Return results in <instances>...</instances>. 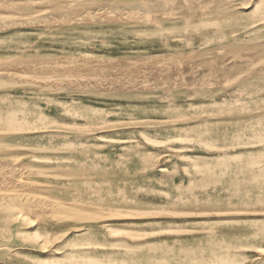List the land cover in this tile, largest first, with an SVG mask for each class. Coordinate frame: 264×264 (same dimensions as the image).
<instances>
[{"label": "rangeland", "instance_id": "rangeland-1", "mask_svg": "<svg viewBox=\"0 0 264 264\" xmlns=\"http://www.w3.org/2000/svg\"><path fill=\"white\" fill-rule=\"evenodd\" d=\"M204 1L140 34L38 33L30 59L98 68L0 88V264H264V0ZM19 33L0 47L36 34Z\"/></svg>", "mask_w": 264, "mask_h": 264}, {"label": "bare ground", "instance_id": "bare-ground-1", "mask_svg": "<svg viewBox=\"0 0 264 264\" xmlns=\"http://www.w3.org/2000/svg\"><path fill=\"white\" fill-rule=\"evenodd\" d=\"M210 1V0H208ZM216 2V1H215ZM233 2V1H232ZM211 3V2H210ZM206 1L202 3H196L195 0H0V39L6 34L22 33V30L26 28H33L34 34L30 39L27 38L25 41H19L15 46L0 47V88L21 85H32L36 87H49L51 91H56L61 83L59 80L57 83L51 81H44L43 78L38 80L30 79L29 71L35 73L45 74L46 72L57 73L60 71H81L85 68H91L92 70L97 69L98 66L84 65L81 61H76V57L66 56L70 61L65 64L54 60H42V59H30L27 54L29 51L41 45L44 47V43L40 41L42 34L40 32H48L53 29H66L71 31L73 35H79V39L86 41V37L91 34L98 32L101 28H122L129 32L140 34L142 31L139 29L142 26L155 25L160 26L161 23H176L181 19H191L190 11L202 7L203 5L208 6L210 4ZM231 3V2H230ZM211 7V6H210ZM209 8V7H208ZM194 15V14H193ZM204 16V15H203ZM218 23V22H217ZM204 25V24H203ZM19 33V34H20ZM84 35L82 38L81 36ZM89 42V41H88ZM59 41H52V44H58ZM60 45V44H59ZM46 47V46H45ZM224 48V47H223ZM227 49H233L231 46H225ZM250 49V48H249ZM219 50V49H218ZM253 50V48H252ZM170 51V50H169ZM217 52V51H216ZM20 53V54H19ZM219 53V52H218ZM253 53V52H252ZM245 54V53H244ZM15 55L20 56L19 59H13ZM22 55V56H21ZM190 55V54H189ZM202 56V55H200ZM199 56V57H200ZM243 56V55H242ZM65 57V58H66ZM252 58V57H251ZM52 59V58H51ZM190 59V58H189ZM203 59V58H202ZM245 59V57H244ZM248 59V57H247ZM87 60V59H86ZM129 60V58H128ZM192 60V57H191ZM63 61V60H62ZM178 61V60H177ZM64 62V61H63ZM192 62V61H191ZM181 63V62H180ZM200 63V62H198ZM182 64V63H181ZM197 64V63H196ZM201 64V63H200ZM210 64V63H208ZM97 65V64H96ZM99 65V64H98ZM195 65V64H194ZM259 65V64H258ZM261 65V64H260ZM155 66V65H154ZM193 66V65H190ZM168 67V66H167ZM256 67V66H255ZM116 68V67H115ZM202 68V67H201ZM264 68V67H263ZM128 69V68H127ZM262 69V68H261ZM124 70V69H123ZM163 70V69H162ZM166 70V69H165ZM177 70V69H176ZM175 70V71H176ZM183 70V69H182ZM91 71V70H90ZM98 71V70H97ZM105 71V70H104ZM116 71V70H115ZM120 71V70H118ZM45 72V73H43ZM117 72V71H116ZM122 72V70H121ZM178 72V71H177ZM258 72V71H257ZM22 73V76L20 75ZM23 73H27L26 75ZM49 73V74H50ZM76 73V72H75ZM96 73V72H95ZM123 73V72H122ZM146 73V72H145ZM47 74V73H46ZM48 74V75H49ZM98 74V73H97ZM155 74V73H154ZM25 75V76H23ZM28 75V76H27ZM40 75V74H39ZM52 75V74H51ZM60 75V74H59ZM56 75V76H59ZM76 75V74H75ZM125 75V73H124ZM123 75V76H124ZM127 75V74H126ZM144 75V74H143ZM50 76V75H49ZM54 76V75H53ZM119 76V75H118ZM128 76V75H127ZM173 76V74H172ZM194 76V75H193ZM29 77V78H27ZM32 77V76H31ZM55 77V76H54ZM70 77V76H69ZM80 77V75H79ZM82 77V76H81ZM150 77V76H149ZM155 77V76H154ZM72 78V77H71ZM123 78V77H122ZM141 78V77H140ZM157 78V77H156ZM74 79V78H73ZM80 79V78H79ZM83 79V78H82ZM90 79V78H89ZM98 79V78H96ZM93 79L92 80H96ZM106 79V78H105ZM111 79V78H110ZM130 79V78H129ZM183 79V78H182ZM197 79V78H196ZM200 81L204 82V77H200ZM211 79V78H210ZM223 79V78H222ZM66 80V79H65ZM64 80V81H65ZM69 80V79H68ZM71 80V79H70ZM85 80V79H84ZM87 80V79H86ZM91 80V79H90ZM54 81V80H53ZM56 81V79H55ZM54 81V82H55ZM61 81V80H60ZM62 80V82H64ZM67 81V80H66ZM63 90L66 91L70 87L67 82ZM101 81V80H100ZM109 81V79H108ZM114 81V79H113ZM129 81V80H128ZM137 81V80H136ZM151 81V80H150ZM184 81V80H183ZM195 81V80H194ZM199 81V80H198ZM213 81V80H212ZM111 82V81H109ZM132 82V81H131ZM166 82V81H165ZM211 83V81H209ZM72 83V82H71ZM83 83V82H82ZM90 83V82H89ZM112 83V82H111ZM123 83V82H122ZM160 83V82H158ZM198 83V82H197ZM213 83V82H212ZM211 83V84H212ZM220 83V82H219ZM73 84V83H72ZM75 84V83H74ZM85 84V82H84ZM83 84V85H84ZM97 84V83H95ZM115 84V83H114ZM118 84V83H117ZM125 84V83H123ZM133 84V83H132ZM141 84V83H140ZM162 84V81H161ZM159 84V85H161ZM177 84V83H176ZM179 84V83H178ZM241 83L238 84V86ZM67 85V86H66ZM81 85V84H80ZM103 85V84H102ZM101 85V86H102ZM105 85V84H104ZM113 85V84H112ZM127 85V83L125 84ZM145 85V84H144ZM173 85V84H172ZM190 85H192L190 83ZM198 85H202L199 84ZM217 85V83H216ZM57 86L58 88H56ZM73 86V85H72ZM79 86V85H78ZM91 86V85H90ZM98 86V85H96ZM120 86V85H119ZM158 86V85H157ZM177 85H175L176 87ZM195 86V85H194ZM203 86V85H202ZM208 86V85H207ZM80 87V86H79ZM129 87V86H128ZM197 87V86H196ZM76 88V87H75ZM161 88V87H160ZM164 88V87H163ZM199 88V87H198ZM202 88V87H201ZM206 88V87H205ZM210 88V86H209ZM48 89V90H49ZM74 89V88H73ZM81 89V88H80ZM83 89V88H82ZM81 89V90H82ZM173 89V88H172ZM193 89V88H192ZM197 89V88H196ZM43 90V89H42ZM46 90V89H45ZM85 90V88L83 89ZM87 90V89H86ZM156 90V89H155ZM170 90V89H168ZM58 91V90H57ZM69 91V90H68ZM72 91V90H71ZM102 96V95H101ZM213 96V95H212ZM105 97V96H104ZM110 97V96H109ZM116 97V96H115ZM211 98V97H209ZM213 112V111H212ZM242 113V112H241ZM223 115V114H222ZM202 117V116H201ZM207 119V118H206ZM210 120V119H209ZM12 124L13 119L10 120ZM183 121V120H182ZM9 121H7L8 123ZM119 122V121H118ZM174 122V121H173ZM166 123V122H165ZM168 123V122H167ZM15 125V124H14ZM22 125V123H21ZM28 125V124H27ZM122 125V124H121ZM29 126V125H28ZM72 128V127H71ZM74 128V126H73ZM154 128V127H153ZM77 129V128H76ZM88 130V129H87ZM84 131V130H83ZM93 131V130H92ZM112 131V130H111ZM3 133V132H2ZM92 133V132H91ZM5 134V133H4ZM8 135V134H7ZM11 135V133H10ZM3 145V144H2ZM1 145V146H2ZM5 146H8L5 144ZM87 146V145H86ZM90 146V145H89ZM10 147V146H9ZM12 147V146H11ZM94 147V146H93ZM15 148V147H13ZM18 148V147H16ZM73 149V148H72ZM20 150V149H19ZM22 150V149H21ZM24 150V149H23ZM22 150V151H23ZM25 151V150H24ZM39 151V150H38ZM9 152V151H8ZM48 152V151H47ZM52 152V151H50ZM3 153V152H2ZM73 153V152H72ZM157 153V152H156ZM36 167V166H35ZM36 169V168H35ZM61 169V168H59ZM39 170V169H38ZM96 174V173H94ZM75 175V174H74ZM45 178V177H44ZM48 178V177H47ZM23 180V179H22ZM37 186V185H36ZM42 186V185H41ZM50 195V194H49ZM3 197V196H2ZM19 197V196H18ZM26 198V197H25ZM24 198V199H25ZM49 198V197H48ZM56 198V197H55ZM4 199V198H3ZM23 199V198H22ZM47 199V198H46ZM45 199V200H46ZM57 199V198H56ZM55 199V200H56ZM5 200V199H4ZM34 201V200H33ZM21 202V201H20ZM23 203V202H21ZM54 203V202H53ZM20 204V203H19ZM44 204V202L42 203ZM46 204V203H45ZM48 204V203H47ZM61 204V203H60ZM18 205V204H17ZM21 205V204H20ZM19 205V207H20ZM52 205V204H51ZM67 205V204H61ZM11 206V204H10ZM22 207V206H21ZM48 208V207H47ZM20 209V208H19ZM24 209V208H23ZM53 209V208H52ZM66 211L72 216L82 222L90 221L92 224L101 225L106 227L107 218L100 217V215L94 214L87 216L85 214L87 210L91 213L92 210L86 208H79L78 206L68 204L65 206ZM16 210V209H15ZM21 210V209H20ZM57 210V209H56ZM24 211V210H23ZM21 210V212H23ZM65 211V210H63ZM4 212V211H3ZM6 212V211H5ZM12 210L9 209L10 214ZM18 212V211H17ZM32 212V211H31ZM7 213V212H6ZM14 213V212H12ZM11 213V214H12ZM84 213V214H83ZM132 213V211H131ZM2 215V212L0 213ZM18 214V213H17ZM26 214V213H25ZM32 214V213H31ZM120 214V213H119ZM177 214V213H176ZM221 214V213H220ZM231 214V213H230ZM228 214V215H230ZM240 214V213H239ZM238 214V215H239ZM248 214V213H247ZM252 214V213H251ZM260 215L259 213H257ZM256 214V215H257ZM20 215V214H19ZM89 215V214H88ZM122 215V214H121ZM142 215V214H141ZM191 215V214H190ZM211 215V214H210ZM226 215V214H225ZM234 215V214H231ZM242 215V214H241ZM244 215V214H243ZM250 215V214H249ZM253 215V214H252ZM255 215V214H254ZM262 215V214H261ZM5 216V215H4ZM12 216V215H11ZM15 216V215H14ZM26 216V215H25ZM29 216V215H28ZM35 216V215H32ZM140 216V215H139ZM177 216V215H176ZM192 216V215H191ZM200 216V215H199ZM206 216V215H203ZM216 216V214H215ZM224 216V215H223ZM19 217V216H18ZM17 217V218H18ZM22 214L20 215V218ZM229 217V216H228ZM7 218V217H6ZM25 218V217H23ZM73 218V219H74ZM2 219V217H1ZM15 219V218H14ZM19 219V218H18ZM26 219V218H25ZM29 219V218H28ZM38 219V218H37ZM62 219V218H61ZM59 219V221L61 220ZM5 221V219L3 218ZM2 220V222H3ZM42 220V219H41ZM116 220V219H115ZM14 221L13 219L10 220ZM16 221V220H15ZM1 222V221H0ZM89 222V223H90ZM8 223V222H7ZM33 223V222H32ZM40 223V222H39ZM6 223L4 222L3 225ZM9 224V223H8ZM11 224V223H10ZM2 225V224H1ZM40 225V224H39ZM13 226V225H11ZM92 226V225H91ZM128 227V226H127ZM135 227V226H134ZM1 228V227H0ZM4 228V227H3ZM8 228V226H7ZM6 228V229H7ZM34 228V227H33ZM131 228V227H130ZM9 229V228H8ZM7 229V230H8ZM86 226L77 228L76 234L84 232ZM2 231V229H0ZM6 230V231H7ZM11 230V229H10ZM8 230L7 232L9 233ZM5 231V229H4ZM125 232V231H123ZM4 234V233H3ZM131 234V233H130ZM4 236V235H3ZM21 236V235H20ZM1 237V235H0ZM7 237V236H6ZM15 237V234L13 235ZM12 237V239H13ZM11 239V238H10ZM11 239V240H12ZM9 240V239H8ZM39 241V239H38ZM46 241V240H45ZM49 241V240H48ZM65 242V241H64ZM70 240H66L65 245H69ZM60 243V242H59ZM45 244V243H44ZM43 244V245H44ZM2 247V246H1ZM2 254L4 256H11L12 250L10 246H4ZM0 249V250H1ZM47 249V248H46ZM61 250V249H59ZM260 252V251H258ZM264 252V251H263ZM63 256V255H62Z\"/></svg>", "mask_w": 264, "mask_h": 264}]
</instances>
